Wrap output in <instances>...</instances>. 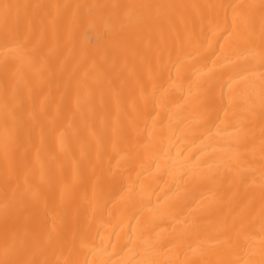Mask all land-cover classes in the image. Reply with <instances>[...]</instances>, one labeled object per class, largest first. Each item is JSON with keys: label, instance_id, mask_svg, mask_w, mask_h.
Instances as JSON below:
<instances>
[{"label": "bare ground", "instance_id": "1", "mask_svg": "<svg viewBox=\"0 0 264 264\" xmlns=\"http://www.w3.org/2000/svg\"><path fill=\"white\" fill-rule=\"evenodd\" d=\"M0 264H264V0H0Z\"/></svg>", "mask_w": 264, "mask_h": 264}]
</instances>
